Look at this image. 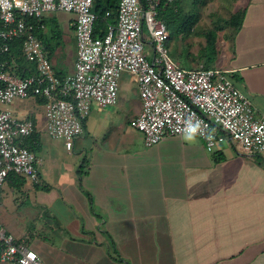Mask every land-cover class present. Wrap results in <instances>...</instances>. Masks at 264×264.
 I'll return each instance as SVG.
<instances>
[{
	"label": "crops",
	"instance_id": "obj_1",
	"mask_svg": "<svg viewBox=\"0 0 264 264\" xmlns=\"http://www.w3.org/2000/svg\"><path fill=\"white\" fill-rule=\"evenodd\" d=\"M244 7L242 25L212 68L229 71L264 115V0ZM46 18L54 20L45 31L57 35L51 53L46 49L53 67L73 73L76 15ZM19 61L15 55L8 63L21 75L30 65ZM141 108L135 76L125 72L117 104H93L84 134L68 150L46 132L44 99L8 106L41 135L39 185L48 189L7 179L0 186L5 229L47 264H264V157L230 138L210 151L191 133L148 147L132 124ZM15 193L36 200L34 224L20 234L7 220L5 202Z\"/></svg>",
	"mask_w": 264,
	"mask_h": 264
},
{
	"label": "built area",
	"instance_id": "obj_2",
	"mask_svg": "<svg viewBox=\"0 0 264 264\" xmlns=\"http://www.w3.org/2000/svg\"><path fill=\"white\" fill-rule=\"evenodd\" d=\"M149 1L145 7L142 0H120L117 24H110L104 37H95L94 0H0V57L21 40L24 58L36 69V74L22 76L0 60V186L10 173L34 184L41 181V160L22 145L36 131L35 123L15 116L8 106L17 98L44 99L46 132L72 150L93 104H117L125 72L137 81L142 108L132 124L143 133L146 146L191 133L210 151L230 138L245 153L264 157V115L250 96L229 71L183 68L170 53L171 34L159 17L161 0ZM58 11L76 15V69L65 76L55 71L34 25L25 19L40 21ZM0 261L47 264L1 222Z\"/></svg>",
	"mask_w": 264,
	"mask_h": 264
},
{
	"label": "trees",
	"instance_id": "obj_3",
	"mask_svg": "<svg viewBox=\"0 0 264 264\" xmlns=\"http://www.w3.org/2000/svg\"><path fill=\"white\" fill-rule=\"evenodd\" d=\"M145 7L150 3L149 0H142ZM228 1V0H227ZM233 0H230V2ZM237 1V0H236ZM234 0V2H236ZM208 3V0H175L173 2H167V0H161L158 7L159 17L167 24V27L170 31V41L177 37H188L189 35L197 31L196 25L200 18V6H205ZM120 0H94V11L98 15V18L95 23L94 36L95 37H104L108 33V28L110 24H117L118 22V8ZM187 6L191 10H187ZM108 12H111V15H107ZM246 13V7L242 6L240 9L235 11L228 19L225 20V26L233 28V32L242 25L244 16ZM21 15L18 14V18ZM28 24L34 25V34L38 38L45 42L50 40V44H47L45 48L51 53V40L57 35L49 34L47 31V25H51V22L54 19L44 18L43 20H38L35 17H25ZM41 24H44L46 29L40 27ZM225 29L224 26L216 25L212 28L205 29L202 31V34L206 40V44L203 47L202 55L206 64L204 67L212 68L214 62L217 59L219 48L218 41L220 37V32ZM56 29H54L55 31ZM58 31V30H57ZM59 34V33H58ZM52 36V38H51ZM18 54H22V41L17 40L12 45L10 52L2 55L0 57L1 61L10 62V60ZM23 56V54L21 55ZM24 57V56H23ZM30 67L25 69V71H20L22 76H30L36 74L35 65L30 62ZM26 68V67H25ZM23 146H26L33 152L37 154L41 150V135L39 132L34 131V133L27 137L23 143ZM7 179L16 180L20 185L23 184L26 178L18 176L14 173H10ZM37 187H41L39 183L35 184ZM48 189L47 187H41Z\"/></svg>",
	"mask_w": 264,
	"mask_h": 264
},
{
	"label": "rangeland",
	"instance_id": "obj_4",
	"mask_svg": "<svg viewBox=\"0 0 264 264\" xmlns=\"http://www.w3.org/2000/svg\"><path fill=\"white\" fill-rule=\"evenodd\" d=\"M247 1L248 0H237L234 2L233 0L230 2V0H208L205 6L199 7L200 18L196 25L197 31L185 38L175 36L173 41L169 43L171 56L178 61L183 68L188 70L205 65L206 62L202 52L206 40L202 31L216 25L224 26L225 29L220 32L218 41L219 51H222L224 42L228 39V36H231L233 33V28L225 26V20L236 10L244 6ZM187 10H191V8L187 6ZM42 43L46 46L50 44V40ZM48 52L50 51L48 50ZM21 55H17L20 60L19 62L21 64H30V62ZM34 197L35 195L32 194L31 198L28 199L27 196L23 197L21 194L15 193L10 198V202H5L8 207L7 220L14 226L18 234L34 224L37 213L36 200Z\"/></svg>",
	"mask_w": 264,
	"mask_h": 264
}]
</instances>
